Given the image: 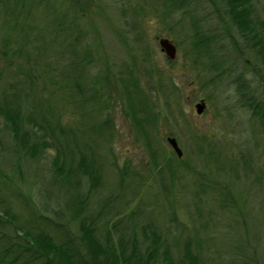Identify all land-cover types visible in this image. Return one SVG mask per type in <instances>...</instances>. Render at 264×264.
I'll return each mask as SVG.
<instances>
[{
    "label": "rangeland",
    "instance_id": "374dc122",
    "mask_svg": "<svg viewBox=\"0 0 264 264\" xmlns=\"http://www.w3.org/2000/svg\"><path fill=\"white\" fill-rule=\"evenodd\" d=\"M250 3L264 23V0ZM227 7L0 0V104L20 120L15 135L0 110V208L57 241L64 227L44 226L36 213L65 222L77 245L85 220L117 247L122 235L145 249L155 233L175 259L188 248L202 264H264V120L241 94L246 82L264 104V58ZM161 36L175 43V58ZM136 97L153 109L136 114L142 128ZM81 154L98 168L96 184L79 169ZM15 233L0 227L2 242Z\"/></svg>",
    "mask_w": 264,
    "mask_h": 264
},
{
    "label": "trees",
    "instance_id": "16d2710c",
    "mask_svg": "<svg viewBox=\"0 0 264 264\" xmlns=\"http://www.w3.org/2000/svg\"><path fill=\"white\" fill-rule=\"evenodd\" d=\"M166 1L173 8H180L190 0ZM225 1L228 4L227 10L232 19L241 28L242 32L245 33V36L251 41L252 45L257 47L264 58V23L252 15L253 7L250 0ZM258 26L263 30L262 33L257 28ZM196 33L200 35L199 31ZM201 43H206V40H200L199 44L201 45ZM26 75L32 81L38 78L31 70L27 71ZM247 89L246 82H243L241 94L244 98H242V102L250 105L252 108L261 106V115L264 120V104L260 103L259 98L257 99L254 95H248ZM138 90L141 94L142 90L140 88ZM132 102L135 103V123L142 128V120L136 117V114L139 111L150 114L153 109L147 99L144 100L136 97L134 101L131 100ZM0 110L11 120L14 134L18 135L19 127L17 121L20 122L18 113L13 109L9 110L3 104H0ZM153 116L154 119L157 117L154 112ZM20 142L24 143L25 139L22 138ZM41 143L43 145L50 144L45 139ZM26 146V148L30 147L31 151L37 148L36 143ZM80 156L79 169L88 176L92 184H96L100 177L98 168L87 163L86 157H82L84 156L83 154ZM56 164H62V159L59 156L56 157ZM119 171L124 176L126 175V172L122 169L119 168ZM18 191L17 193L20 194V189ZM24 202H27V196H24ZM53 211L56 215L63 216L62 209H54ZM36 216L40 218V221H43L44 226L55 224L60 228L64 227L61 232L63 235L62 241H57L51 231L43 226L35 229L34 227L21 229L16 223L17 215L13 210L9 207L0 208V227L5 224L11 225L16 232L14 237L11 236L14 239L11 238L12 241L2 242L0 238V264H202L200 257L190 249L188 250V248L182 257L175 259L170 246L163 243L162 239L160 240V236H156L155 233H152L150 243L145 249H141L134 241L130 243L129 247V240L126 241L127 239L122 235L119 238V247H117L112 243H103L96 234L95 226L91 225L90 222L87 223L85 220H82L80 223L82 231L80 234L81 240L80 244L77 245V242H74L73 238L70 237L71 231L65 228V222L58 221L52 216L41 212L36 213ZM36 216L34 215L35 218ZM16 237L21 240H17Z\"/></svg>",
    "mask_w": 264,
    "mask_h": 264
},
{
    "label": "water",
    "instance_id": "95a60500",
    "mask_svg": "<svg viewBox=\"0 0 264 264\" xmlns=\"http://www.w3.org/2000/svg\"><path fill=\"white\" fill-rule=\"evenodd\" d=\"M159 44H160L161 49L165 52V54L170 59H173L176 57L177 47H176L175 43L169 37L161 36L159 38ZM206 106H207V103H206L205 99H203V98L195 103L196 111L199 114H201L204 111ZM167 140L171 144V146L173 147L176 154L178 156H182L183 150L180 147L177 138L173 135H169V136H167Z\"/></svg>",
    "mask_w": 264,
    "mask_h": 264
}]
</instances>
